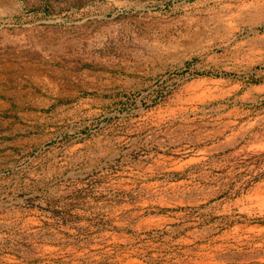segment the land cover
<instances>
[{"label": "rangeland", "instance_id": "rangeland-1", "mask_svg": "<svg viewBox=\"0 0 264 264\" xmlns=\"http://www.w3.org/2000/svg\"><path fill=\"white\" fill-rule=\"evenodd\" d=\"M0 264H264V0H0Z\"/></svg>", "mask_w": 264, "mask_h": 264}, {"label": "bare ground", "instance_id": "bare-ground-1", "mask_svg": "<svg viewBox=\"0 0 264 264\" xmlns=\"http://www.w3.org/2000/svg\"><path fill=\"white\" fill-rule=\"evenodd\" d=\"M214 22V21H213ZM216 27V26H215Z\"/></svg>", "mask_w": 264, "mask_h": 264}]
</instances>
